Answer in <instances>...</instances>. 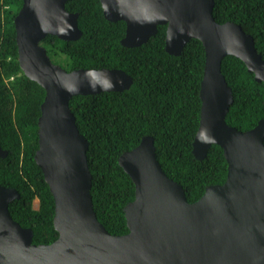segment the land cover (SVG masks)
I'll list each match as a JSON object with an SVG mask.
<instances>
[{"label": "water", "instance_id": "1", "mask_svg": "<svg viewBox=\"0 0 264 264\" xmlns=\"http://www.w3.org/2000/svg\"><path fill=\"white\" fill-rule=\"evenodd\" d=\"M68 1L23 0L14 21L20 67L46 91L35 160L54 196L59 238L34 244V231L10 214L20 194L0 186V264H264V120L249 131L227 123L235 96L222 72L224 59L234 56L264 83V58L254 37L237 23H219L215 0H100L108 21L126 22L125 47H142L159 26H167L171 55L181 56L194 39L202 42L206 64L193 153L203 160L218 145L228 163L226 182L190 203L158 161L154 138L145 136L119 159L136 196L125 208L129 233L117 236L95 211L90 143L70 102L79 95L127 91L134 80L120 69L67 71L53 63L42 45L48 35L63 41L83 36L80 15L67 10ZM7 156L0 143V158Z\"/></svg>", "mask_w": 264, "mask_h": 264}, {"label": "trees", "instance_id": "2", "mask_svg": "<svg viewBox=\"0 0 264 264\" xmlns=\"http://www.w3.org/2000/svg\"><path fill=\"white\" fill-rule=\"evenodd\" d=\"M22 7L23 0H0V143L8 152L7 158H0V186L20 194L10 214L34 231V244L50 245L59 238L55 200L35 160L46 91L26 77L19 64L14 21ZM66 8L80 15L83 36L63 41L48 35L42 45L53 63L67 71L120 69L134 80L127 91L79 95L70 102L78 128L90 143L92 198L106 229L117 236L129 233L125 208L134 201L136 189L119 159L145 136L154 138L158 161L184 188L190 203L201 199L209 186L224 184L228 163L223 149L213 145L203 160L193 153L206 64L202 42L194 39L181 56L171 55L166 50L167 26H159L148 43L128 48L122 45L126 22L108 21L100 0H69ZM214 16L219 23L241 25L264 58V0H215ZM222 72L235 96L227 123L240 131L255 128L264 120V83L234 56L224 59Z\"/></svg>", "mask_w": 264, "mask_h": 264}, {"label": "rangeland", "instance_id": "3", "mask_svg": "<svg viewBox=\"0 0 264 264\" xmlns=\"http://www.w3.org/2000/svg\"><path fill=\"white\" fill-rule=\"evenodd\" d=\"M34 208H35V209H38V208H39V201H38V200L35 201V203H34Z\"/></svg>", "mask_w": 264, "mask_h": 264}, {"label": "clouds", "instance_id": "4", "mask_svg": "<svg viewBox=\"0 0 264 264\" xmlns=\"http://www.w3.org/2000/svg\"><path fill=\"white\" fill-rule=\"evenodd\" d=\"M39 209V208H38ZM38 209H36V210H38Z\"/></svg>", "mask_w": 264, "mask_h": 264}]
</instances>
